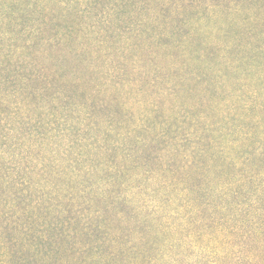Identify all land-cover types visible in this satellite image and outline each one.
Here are the masks:
<instances>
[{"label":"trees","instance_id":"trees-1","mask_svg":"<svg viewBox=\"0 0 264 264\" xmlns=\"http://www.w3.org/2000/svg\"><path fill=\"white\" fill-rule=\"evenodd\" d=\"M0 264H264V0H0Z\"/></svg>","mask_w":264,"mask_h":264}]
</instances>
